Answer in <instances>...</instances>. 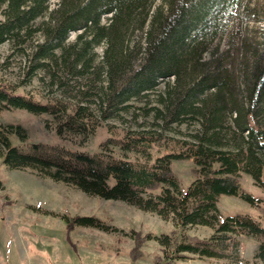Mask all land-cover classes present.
I'll return each instance as SVG.
<instances>
[{"label":"trees","instance_id":"16d2710c","mask_svg":"<svg viewBox=\"0 0 264 264\" xmlns=\"http://www.w3.org/2000/svg\"><path fill=\"white\" fill-rule=\"evenodd\" d=\"M239 2L0 0V44L23 72L0 75V112L45 114L56 136L30 142L20 124L0 123L1 163L170 220L158 241L172 264L189 254L233 261L237 234H264L251 216H222L217 206L222 194L261 200L240 188L241 173L264 185V29L233 22ZM242 11L264 25V0ZM33 78L37 88L24 89ZM180 159L192 160L185 181L174 170ZM194 225L211 231L188 234ZM263 254L261 242L254 258Z\"/></svg>","mask_w":264,"mask_h":264},{"label":"rangeland","instance_id":"374dc122","mask_svg":"<svg viewBox=\"0 0 264 264\" xmlns=\"http://www.w3.org/2000/svg\"><path fill=\"white\" fill-rule=\"evenodd\" d=\"M56 1L51 0V5ZM239 1L240 6L233 11V22L242 27L247 25L262 36L264 25L248 24L242 11L245 3L254 0ZM72 38L73 33H70L69 39ZM97 52L101 53L100 45ZM9 53V44H0V75L12 80L22 78L19 56H7ZM37 86L33 78L24 89ZM44 117L45 114L16 108L0 112V123L20 124L27 132V141H51L56 136L45 129ZM108 123L117 125V133L122 131L118 121ZM178 129L183 131L185 127ZM169 133L180 135L176 129ZM105 134L100 128L87 146L95 148ZM11 137L15 140V135ZM77 148L94 151L84 146ZM173 165L182 180L189 179L191 159L176 160ZM239 183L240 188L261 200L251 203L235 195L222 194L217 202L220 213L222 216L249 215L264 229V185L254 183L246 173L240 174ZM88 216L97 218L103 227L77 220ZM173 227L170 220L125 201L85 193L73 185L40 176L30 168H7L0 161V264H154L155 254L161 262L169 263L171 259L165 256L158 240ZM185 231L204 236L211 228L194 225ZM236 237L238 256L233 261L189 254V258L177 260L175 264H264V254L254 258L259 244L264 242L262 232L258 235L239 233Z\"/></svg>","mask_w":264,"mask_h":264}]
</instances>
